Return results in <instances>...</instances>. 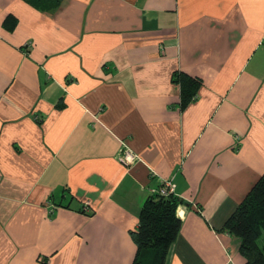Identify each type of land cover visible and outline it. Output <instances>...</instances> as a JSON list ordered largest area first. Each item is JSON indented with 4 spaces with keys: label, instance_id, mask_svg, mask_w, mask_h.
<instances>
[{
    "label": "crops",
    "instance_id": "obj_1",
    "mask_svg": "<svg viewBox=\"0 0 264 264\" xmlns=\"http://www.w3.org/2000/svg\"><path fill=\"white\" fill-rule=\"evenodd\" d=\"M263 173L264 0H0V264H131L164 179L165 264H245L223 225Z\"/></svg>",
    "mask_w": 264,
    "mask_h": 264
},
{
    "label": "trees",
    "instance_id": "obj_2",
    "mask_svg": "<svg viewBox=\"0 0 264 264\" xmlns=\"http://www.w3.org/2000/svg\"><path fill=\"white\" fill-rule=\"evenodd\" d=\"M181 88V105L196 98L198 82L185 72L174 74ZM183 200L175 194H150L143 202L138 226L131 231L136 253L131 264H165L180 228L176 208ZM83 210V209H82ZM223 228L238 241L245 264H264V173L225 221Z\"/></svg>",
    "mask_w": 264,
    "mask_h": 264
},
{
    "label": "built area",
    "instance_id": "obj_3",
    "mask_svg": "<svg viewBox=\"0 0 264 264\" xmlns=\"http://www.w3.org/2000/svg\"><path fill=\"white\" fill-rule=\"evenodd\" d=\"M117 159L125 165H131L132 163L139 160L138 156L127 146H122L120 154H118ZM175 184L172 179L161 180L159 187L151 188L150 194H159L161 196H168L169 194H174ZM89 202H85L83 210H88Z\"/></svg>",
    "mask_w": 264,
    "mask_h": 264
}]
</instances>
